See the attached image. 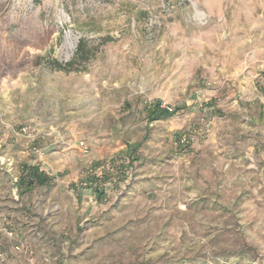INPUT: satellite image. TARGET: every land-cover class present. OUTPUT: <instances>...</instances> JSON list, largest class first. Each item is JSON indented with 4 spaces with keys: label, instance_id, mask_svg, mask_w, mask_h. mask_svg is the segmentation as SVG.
Instances as JSON below:
<instances>
[{
    "label": "rangeland",
    "instance_id": "obj_1",
    "mask_svg": "<svg viewBox=\"0 0 264 264\" xmlns=\"http://www.w3.org/2000/svg\"><path fill=\"white\" fill-rule=\"evenodd\" d=\"M16 51L0 264H264V0H0V71ZM25 163L53 182L25 192Z\"/></svg>",
    "mask_w": 264,
    "mask_h": 264
},
{
    "label": "trees",
    "instance_id": "obj_2",
    "mask_svg": "<svg viewBox=\"0 0 264 264\" xmlns=\"http://www.w3.org/2000/svg\"><path fill=\"white\" fill-rule=\"evenodd\" d=\"M19 48L20 50L23 49V47L21 48V45L19 46ZM93 53L94 52H92L90 49H87L85 47V43L83 41H80L77 46L73 60L66 64L53 62L55 65L54 67L58 70H62L66 72L79 71L83 69L86 66V64L92 59ZM10 57H11V53L3 55L2 63L5 66H3L2 71H0V77L5 75L11 69L15 68L17 64L19 63L21 64L23 63L22 61H24V54H22L21 58L18 59L17 51L12 60H10ZM40 64H41V60L39 56L37 55L34 56L32 66L36 67L39 66ZM179 109L180 108L178 107L173 110H170L169 108H162L161 103L159 101H156L154 105L147 108L148 121H154L156 119H165L167 117L174 115ZM146 138H147V134L145 135L144 140ZM144 140L134 143L125 141L126 148L124 152L128 154L127 158H129V161L133 159H139L140 156L138 152L139 149L142 147ZM133 152L136 153V155H134ZM23 168H24L23 172L19 176L17 184L20 188L23 187L25 192L32 190L35 186H45L53 182V178L50 177L49 174L40 170L38 165L25 163ZM102 192L106 193L104 189L103 190L101 189L98 190L97 188L95 189V193H98L97 197H100V194Z\"/></svg>",
    "mask_w": 264,
    "mask_h": 264
},
{
    "label": "bare ground",
    "instance_id": "obj_3",
    "mask_svg": "<svg viewBox=\"0 0 264 264\" xmlns=\"http://www.w3.org/2000/svg\"><path fill=\"white\" fill-rule=\"evenodd\" d=\"M70 36L71 34H67L66 38H67V43L71 45Z\"/></svg>",
    "mask_w": 264,
    "mask_h": 264
},
{
    "label": "built area",
    "instance_id": "obj_4",
    "mask_svg": "<svg viewBox=\"0 0 264 264\" xmlns=\"http://www.w3.org/2000/svg\"><path fill=\"white\" fill-rule=\"evenodd\" d=\"M22 130H23L24 132H26V129H25V128H22Z\"/></svg>",
    "mask_w": 264,
    "mask_h": 264
}]
</instances>
